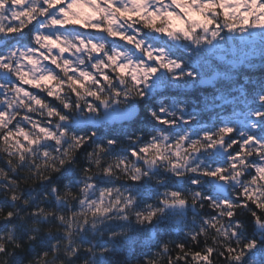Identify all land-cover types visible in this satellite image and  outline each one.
Wrapping results in <instances>:
<instances>
[{
  "label": "snow or ice",
  "instance_id": "6c2138e0",
  "mask_svg": "<svg viewBox=\"0 0 264 264\" xmlns=\"http://www.w3.org/2000/svg\"><path fill=\"white\" fill-rule=\"evenodd\" d=\"M0 264H264V0H0Z\"/></svg>",
  "mask_w": 264,
  "mask_h": 264
},
{
  "label": "rangeland",
  "instance_id": "374dc122",
  "mask_svg": "<svg viewBox=\"0 0 264 264\" xmlns=\"http://www.w3.org/2000/svg\"><path fill=\"white\" fill-rule=\"evenodd\" d=\"M237 43H239V42H237ZM256 48H257V54H256L255 58L259 57V43L258 42L256 44Z\"/></svg>",
  "mask_w": 264,
  "mask_h": 264
},
{
  "label": "trees",
  "instance_id": "16d2710c",
  "mask_svg": "<svg viewBox=\"0 0 264 264\" xmlns=\"http://www.w3.org/2000/svg\"><path fill=\"white\" fill-rule=\"evenodd\" d=\"M255 62H256L257 64H259V57L255 58ZM255 74H256V75H259V72H256Z\"/></svg>",
  "mask_w": 264,
  "mask_h": 264
}]
</instances>
